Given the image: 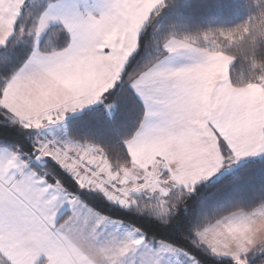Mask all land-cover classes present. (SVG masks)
<instances>
[{
    "label": "snow or ice",
    "instance_id": "snow-or-ice-1",
    "mask_svg": "<svg viewBox=\"0 0 264 264\" xmlns=\"http://www.w3.org/2000/svg\"><path fill=\"white\" fill-rule=\"evenodd\" d=\"M0 264H264V0H0Z\"/></svg>",
    "mask_w": 264,
    "mask_h": 264
}]
</instances>
